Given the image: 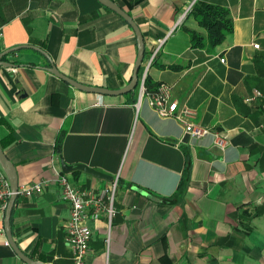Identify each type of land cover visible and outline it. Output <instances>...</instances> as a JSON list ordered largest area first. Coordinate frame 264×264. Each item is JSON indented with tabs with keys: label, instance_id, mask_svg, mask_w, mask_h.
<instances>
[{
	"label": "crops",
	"instance_id": "0c3cea01",
	"mask_svg": "<svg viewBox=\"0 0 264 264\" xmlns=\"http://www.w3.org/2000/svg\"><path fill=\"white\" fill-rule=\"evenodd\" d=\"M112 1L144 37L138 86L147 77L171 86L179 108L195 109V123L228 144L190 138L147 96L138 106V86L101 95L50 71L92 88L129 85L136 33L98 0H0V54L21 47L3 57L11 66L0 67V147L19 187L49 183L41 194L17 197L14 243L34 261L73 264L71 207L58 175L80 191H100L120 174L112 226L89 210L87 264H264V0ZM198 2L230 11L234 31L215 47H193L190 32L207 34L188 11ZM5 218L0 210V264H27L10 244Z\"/></svg>",
	"mask_w": 264,
	"mask_h": 264
},
{
	"label": "built area",
	"instance_id": "2783aa9c",
	"mask_svg": "<svg viewBox=\"0 0 264 264\" xmlns=\"http://www.w3.org/2000/svg\"><path fill=\"white\" fill-rule=\"evenodd\" d=\"M191 5L188 11L193 9ZM3 33L0 29V39ZM259 44H254V48H259ZM153 55L152 59L154 58ZM224 62V59H222ZM139 101L138 106L144 96L148 97L149 105L154 108L157 114L162 118H176L180 120L185 127V133L192 139H200L208 135H213L215 143L221 147H225L228 143L223 136L210 128L202 127L195 123L197 111L193 108L183 106L179 108L177 100L172 98L171 86L161 84L157 92L150 94L146 91L145 79L138 86ZM256 96H261V92L256 90ZM120 174L112 181L109 188L100 191H80L75 187L66 175L60 174L57 182L61 187L62 199L69 203L71 207L70 219L67 223V242L73 252V264H87L86 257L89 252V245L92 238V231L85 221L90 216L89 210H93L92 214L95 218L102 213L108 218L109 227L116 215L115 196L119 186ZM48 181L41 180L23 185L18 188L17 192L11 189L9 178L0 164V210L6 211L9 199L12 195L17 197H29L33 194H41L48 187ZM264 189V181H263ZM107 250L110 245V236L106 239ZM9 245V243H7Z\"/></svg>",
	"mask_w": 264,
	"mask_h": 264
},
{
	"label": "water",
	"instance_id": "95a60500",
	"mask_svg": "<svg viewBox=\"0 0 264 264\" xmlns=\"http://www.w3.org/2000/svg\"><path fill=\"white\" fill-rule=\"evenodd\" d=\"M98 1L103 6L107 7L108 9H110V10L114 11L115 13H117L118 15H120L134 29V31L136 33L137 44H138V56H137L134 72L132 75V79H131L129 85L126 86L125 88L117 90V91H112V90L102 89V88H92V87L82 85L76 81H73L72 79H70V78L66 77L65 75H63L62 73H60L55 67H52L50 69V71L52 73L56 74L57 76H59L61 79H63L64 81H66L70 85H72L73 87H76V88L83 90V91H86V92L98 93L101 95H105V94H109V95L127 94V93L134 91L137 88L138 83H139L138 75H139V71L142 67L144 57H145L144 37H143V34H142L139 26L135 23L133 18L126 11H124L123 8H121L119 5H117L112 0H98ZM20 48L21 47L10 49V50L0 54V67L1 66H11L10 63H6L3 61V57L9 53H12V52H15L16 50H19ZM0 164H1L2 168L4 169V171L6 172L8 178H9L12 191L14 193L17 192V190L19 188V181H18V175H17L16 168H15L14 164L5 155V153L1 147H0ZM62 166L65 169L69 168V170H71V171L81 170V171H85L87 173H90L92 175H95L97 177L102 176L101 173H98L97 171L90 169L86 166L75 165L74 167H69L64 161H62ZM16 199H17V196L15 194L12 195L11 198L9 199L8 207L6 209L5 228H6V232H7L10 244L13 247V249L15 250V252L19 255V257L24 262H26L27 264H43L41 262L34 261L31 258H29L28 256H26L25 254H23L13 241L12 234H11L10 221H11V214H12V210H13Z\"/></svg>",
	"mask_w": 264,
	"mask_h": 264
},
{
	"label": "trees",
	"instance_id": "16d2710c",
	"mask_svg": "<svg viewBox=\"0 0 264 264\" xmlns=\"http://www.w3.org/2000/svg\"><path fill=\"white\" fill-rule=\"evenodd\" d=\"M191 14L207 32L205 37L193 31L190 32L193 47H215L234 31L230 11L225 7L198 2L194 5ZM159 86L153 84L149 77L145 79V87L148 93L157 92ZM187 184L188 178L184 176L177 192V198L184 194Z\"/></svg>",
	"mask_w": 264,
	"mask_h": 264
}]
</instances>
